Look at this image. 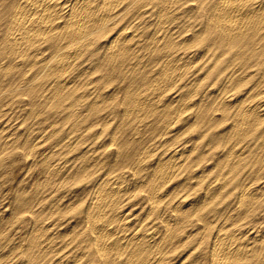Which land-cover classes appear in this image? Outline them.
Listing matches in <instances>:
<instances>
[{"label":"rangeland","instance_id":"1","mask_svg":"<svg viewBox=\"0 0 264 264\" xmlns=\"http://www.w3.org/2000/svg\"><path fill=\"white\" fill-rule=\"evenodd\" d=\"M200 4L191 1L178 11L179 21L190 28L183 34L188 51L198 61L179 67L180 78L156 92L163 94L161 99L145 97L148 116L125 118L123 102L133 79H105L94 68L95 57L91 61L87 56L65 73L77 89L74 99L80 100L70 120L66 115L72 99H64L68 87L59 83L48 90L45 83L29 90L25 84L38 68L26 75L23 59L0 58V264H104L90 243L95 232L126 235L140 229L161 237L168 230L166 221L177 231L172 245L161 250L151 246L149 255L155 254L159 264H213L211 242L221 228H242L251 239L258 230L264 234V114L250 115L245 130L236 126L244 107L264 100V68L248 55L249 47L241 54L225 39L215 42L206 32L207 6ZM121 24L127 25L122 21L92 45L99 57ZM152 28L143 30L146 36ZM180 52L179 46L163 50L161 60L150 64L144 57L136 70L155 82L150 71L162 67L170 53ZM93 103L99 104L95 111ZM177 148H186V160L171 172L164 161ZM155 171L161 176L152 188L143 185ZM114 177H126L128 191L104 211L106 199L96 194ZM244 181L260 188L256 196H247L251 203L242 201ZM157 187L168 194L152 209L149 194ZM91 208L93 226L87 216ZM117 239L113 236L112 242ZM112 260L110 264H128L126 255Z\"/></svg>","mask_w":264,"mask_h":264},{"label":"bare ground","instance_id":"2","mask_svg":"<svg viewBox=\"0 0 264 264\" xmlns=\"http://www.w3.org/2000/svg\"><path fill=\"white\" fill-rule=\"evenodd\" d=\"M191 1L206 4V23L210 25L207 26L206 32L211 31L210 35L215 42L225 39L241 54L249 47L248 55L251 58L255 57L260 66L264 68V0H0V38L4 43L2 49L0 48V58L3 57V59H10L11 61L23 59L22 66L28 68L26 75L28 71L38 68V73L25 84L29 90L38 88L45 83L48 90L59 83H61L62 88L68 87L69 91L64 94V99H72L69 114L66 115L67 120H70L74 118L76 110L80 107V100L74 99L77 89L70 87L74 82H69L71 78L65 76V73L78 66L79 62L87 56V59L91 61L92 57H95L94 68L102 71L105 79L109 77L111 79L115 75L118 77L129 75L125 79H133L128 80L130 86L127 88L126 101L123 102L126 104L123 113L125 118H133L136 114L140 116L144 113L148 116L150 111H147L146 106L148 104L145 97L149 98L156 94V98L161 99L163 94L156 92L161 87L170 83L173 84L175 80L180 78V73L183 71H179L181 69L179 67L181 65L187 67L198 61L195 59L196 55L188 51L189 39L183 37L185 32H190L189 25L181 23L178 15V11L185 8ZM122 21H125L127 25L121 24L120 31L113 35L111 45L105 54L99 57L92 50V45L100 39L108 37ZM149 26L153 28L151 33L146 36L143 30ZM131 28L134 29L130 31ZM144 36L147 38L146 40ZM188 38L192 40L191 37ZM175 46H179L181 52L170 53V57L163 58L162 67L150 71L157 77L155 82L148 78L149 74L147 76L139 75L136 67L143 63L144 57L149 60L147 64L154 63L161 60L163 50L169 51ZM145 48L147 51L143 54L142 50ZM208 50L210 51V49ZM9 53H15L17 57L10 56ZM170 64L171 66H169ZM141 68L143 67H139V69ZM247 75L249 76V74ZM53 80L55 83H52ZM48 82L50 84H47ZM133 86H135V90ZM179 99L182 98H178V102ZM254 100L244 107L242 113L236 118V126L239 129L245 130L250 115L260 113V111L264 114V100L261 101L262 105L261 102H254ZM182 105H184V109L190 107L188 101H184ZM98 106V103H93L92 110L95 111ZM179 117L176 116L178 119ZM242 151L244 152V150ZM186 152V148L174 150L171 156L164 161L165 167L171 172H175L180 165L183 166V161L186 160ZM160 173V171H155L148 181L143 182V185L151 186L161 176ZM125 181L126 177L110 178L106 182L108 187L102 192L98 191L99 194L96 196L99 197L102 194L106 199L104 211L111 209L112 204L110 202L115 197L127 193ZM256 187L254 184L244 181L243 194L241 195L243 202L246 200L252 202V199H248L247 196H256L260 189ZM167 194L163 195V191L158 187L153 189V192L149 194L151 208L155 209L162 195L166 196ZM185 202L187 201H182L180 204L187 206L191 204H185ZM120 211L122 212V210ZM87 216L91 226H93L92 208ZM122 216H125L123 219L127 220V214H122ZM169 224L171 223L166 221L165 225H167L168 230L165 231L166 233L163 232L161 237L155 235L156 232L154 234H142L139 232L140 229L126 235L115 230L108 231L105 229L95 232V240L93 242L91 240L90 243L95 244V250L101 256L104 264L112 263V256L116 255H126L128 264L130 261L133 264H149L150 259L154 264H159L158 257L155 254L149 255L148 251L151 246H155L159 250L168 247L170 238L177 232ZM241 229L239 231L221 228L217 232L215 239L211 242L213 264H264V234L261 236L258 235L259 230L258 233L254 231L256 235L251 234V239L248 237V233L246 235ZM115 235L118 236V239L116 242H112V237Z\"/></svg>","mask_w":264,"mask_h":264}]
</instances>
